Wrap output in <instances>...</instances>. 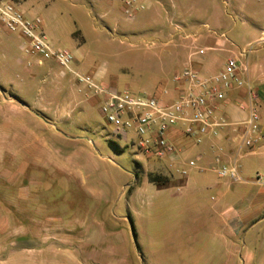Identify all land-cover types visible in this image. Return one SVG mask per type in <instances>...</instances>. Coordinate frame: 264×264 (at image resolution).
Instances as JSON below:
<instances>
[{
	"label": "rangeland",
	"instance_id": "374dc122",
	"mask_svg": "<svg viewBox=\"0 0 264 264\" xmlns=\"http://www.w3.org/2000/svg\"><path fill=\"white\" fill-rule=\"evenodd\" d=\"M216 4L221 26L206 11ZM23 7L55 49L79 55L78 72L119 91H171L206 35L221 42L209 44L218 59L219 50L264 55V0H139L132 18L110 0ZM199 9L193 29L184 19ZM1 40L0 264H194L206 230L190 188L206 175L188 170L182 189L177 166L143 156L133 134L113 136L100 103L78 94L71 75L36 65L18 37Z\"/></svg>",
	"mask_w": 264,
	"mask_h": 264
},
{
	"label": "built area",
	"instance_id": "2783aa9c",
	"mask_svg": "<svg viewBox=\"0 0 264 264\" xmlns=\"http://www.w3.org/2000/svg\"><path fill=\"white\" fill-rule=\"evenodd\" d=\"M22 1L0 0V30L17 34L21 38V52L36 65L52 62L60 69L61 76L71 75L81 92L98 100L100 113L112 126L113 136L127 138L133 134L137 140L135 149L148 159L177 166L175 172L181 179L187 177L188 170L197 169L196 161L184 160V154L191 147L202 145L206 138L220 137L221 130L230 124L219 116V109L228 101L230 93L245 90L248 103H239L238 108L247 111L248 118L240 132L234 129L235 156L227 163L216 157L213 164L219 178L240 180L239 158L264 137L256 127V94L244 78L247 67L237 58L229 57L218 74L208 77L186 65L173 77L172 90H162L159 97L119 91L100 84L91 75L74 71L73 53L50 44L42 20L38 16L29 17L20 7ZM110 1H116L132 18L135 13L131 9L139 0ZM261 43L264 44V34ZM247 54L243 51L241 56ZM255 182L264 184V176H256Z\"/></svg>",
	"mask_w": 264,
	"mask_h": 264
},
{
	"label": "crops",
	"instance_id": "0c3cea01",
	"mask_svg": "<svg viewBox=\"0 0 264 264\" xmlns=\"http://www.w3.org/2000/svg\"><path fill=\"white\" fill-rule=\"evenodd\" d=\"M26 1H22L20 7L28 15L31 9L23 7ZM218 7L216 4L211 10L206 11L207 14L208 11L211 14L209 16L213 23L221 26L224 19ZM216 9L217 14L214 11ZM202 10L204 9L193 12L189 20L184 19V23L197 29L194 18L195 15L203 14L205 10ZM181 18H184V15ZM3 34L9 38L18 37L21 40L17 34L0 30V43H2ZM201 39L204 46L197 47V50H201L202 53L197 51L190 54L186 59L188 65L207 77L218 74L229 57L237 58L241 65L246 66L248 72L244 78L256 94L255 106L258 113L256 127L264 137V55L254 52L245 57L229 50H219L226 55L223 60L218 59L209 54L215 52L209 44L219 46L221 42L213 40L210 35L203 36ZM73 56L72 69L78 72L76 69L79 65V55L73 53ZM189 61L193 65L189 64ZM58 76L64 79L68 75L61 76L58 73ZM70 78L74 82L72 86L75 85L73 87L76 88V92L88 99L72 76ZM98 79L100 78H96ZM92 101L98 102L95 98L89 100V102ZM239 103H248L245 90L230 93L228 101L219 109V116L225 118L230 124L221 130L220 137L206 138L202 145L191 147L183 156L184 160H195L197 163L195 170L201 175H206L205 179L193 182L194 187L190 188V192L197 200L198 209L202 213L199 216L201 221H199L198 230H202V226L206 230V245L203 246L201 234L195 241L197 243H193L195 245L191 253L194 264H264V184L255 182L256 176H264V139L250 151H244V155L239 158V181L233 182L226 178H219L213 169L216 157L227 163L235 156L237 144L232 142L236 134L234 129L240 132L243 122L248 118V112L238 108ZM180 186L186 189V179ZM204 191L207 193V198L201 195ZM203 222L205 225L202 224Z\"/></svg>",
	"mask_w": 264,
	"mask_h": 264
},
{
	"label": "trees",
	"instance_id": "16d2710c",
	"mask_svg": "<svg viewBox=\"0 0 264 264\" xmlns=\"http://www.w3.org/2000/svg\"><path fill=\"white\" fill-rule=\"evenodd\" d=\"M165 185H166L165 183H162V184H159L158 187L163 188L165 187Z\"/></svg>",
	"mask_w": 264,
	"mask_h": 264
},
{
	"label": "water",
	"instance_id": "95a60500",
	"mask_svg": "<svg viewBox=\"0 0 264 264\" xmlns=\"http://www.w3.org/2000/svg\"><path fill=\"white\" fill-rule=\"evenodd\" d=\"M22 104V103H21Z\"/></svg>",
	"mask_w": 264,
	"mask_h": 264
}]
</instances>
